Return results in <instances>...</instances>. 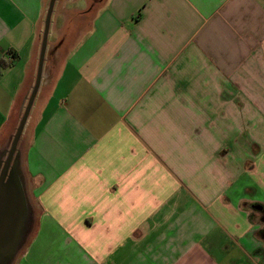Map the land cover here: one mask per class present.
<instances>
[{"label":"crops","instance_id":"obj_1","mask_svg":"<svg viewBox=\"0 0 264 264\" xmlns=\"http://www.w3.org/2000/svg\"><path fill=\"white\" fill-rule=\"evenodd\" d=\"M50 1L0 0V264H264V0H56L3 174Z\"/></svg>","mask_w":264,"mask_h":264},{"label":"water","instance_id":"obj_2","mask_svg":"<svg viewBox=\"0 0 264 264\" xmlns=\"http://www.w3.org/2000/svg\"><path fill=\"white\" fill-rule=\"evenodd\" d=\"M55 1L56 0H51L50 4H49V8H48L46 20H45L44 32H43L42 48H41V53H40V61H39L37 78H36L35 85L32 89V92L28 98L27 104L25 106L24 113H23V116L21 118L19 127L17 129L16 134H15V138H14V142H13V148H15L17 142L19 141V139L23 133V130H24V127L27 123V119H28L31 107L33 105L34 99L36 97V94L38 92V89H39V86L41 83L43 63H44L45 53H46V49H47L48 34H49L50 22H51V17H52Z\"/></svg>","mask_w":264,"mask_h":264},{"label":"flooded vegetation","instance_id":"obj_3","mask_svg":"<svg viewBox=\"0 0 264 264\" xmlns=\"http://www.w3.org/2000/svg\"><path fill=\"white\" fill-rule=\"evenodd\" d=\"M17 132V131H16ZM15 138V137H14ZM14 138H13V141L11 140V142H9L7 148L5 149V151L3 152V155H4V159H3V164H2V168L4 169L3 171V174L5 172H10L11 174L13 173V168L9 167L8 168V163L9 162H12L16 159V154H17V148H18V144L20 141L17 142L15 148H13V142H14ZM20 140V139H19ZM8 168V169H7ZM6 174V173H5ZM27 235H29L28 233H25V234H21L22 236V242H21V245L22 247L25 245L26 243V238H27Z\"/></svg>","mask_w":264,"mask_h":264},{"label":"rangeland","instance_id":"obj_4","mask_svg":"<svg viewBox=\"0 0 264 264\" xmlns=\"http://www.w3.org/2000/svg\"><path fill=\"white\" fill-rule=\"evenodd\" d=\"M19 124H20V122H18L16 124V128L13 130V135H12V138L10 139V142H11V140L13 141V138L15 137L16 131H17L18 127H19ZM24 130H26L25 127H24ZM24 130H23L24 134L22 133V135L20 137V140H19L20 141L19 142L20 146H21V144L24 146L26 144V142L29 140L28 131L27 130L24 131Z\"/></svg>","mask_w":264,"mask_h":264},{"label":"trees","instance_id":"obj_5","mask_svg":"<svg viewBox=\"0 0 264 264\" xmlns=\"http://www.w3.org/2000/svg\"><path fill=\"white\" fill-rule=\"evenodd\" d=\"M7 65H8L7 62L0 61V66H2V67H6Z\"/></svg>","mask_w":264,"mask_h":264},{"label":"clouds","instance_id":"obj_6","mask_svg":"<svg viewBox=\"0 0 264 264\" xmlns=\"http://www.w3.org/2000/svg\"><path fill=\"white\" fill-rule=\"evenodd\" d=\"M245 231H246V229H245Z\"/></svg>","mask_w":264,"mask_h":264}]
</instances>
